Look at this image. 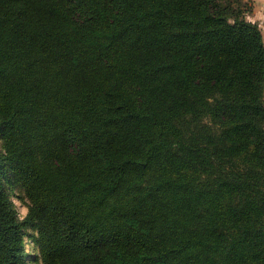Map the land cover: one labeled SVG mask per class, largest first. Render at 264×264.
Instances as JSON below:
<instances>
[{
	"label": "trees",
	"instance_id": "16d2710c",
	"mask_svg": "<svg viewBox=\"0 0 264 264\" xmlns=\"http://www.w3.org/2000/svg\"><path fill=\"white\" fill-rule=\"evenodd\" d=\"M252 12L0 0V264H264Z\"/></svg>",
	"mask_w": 264,
	"mask_h": 264
},
{
	"label": "rangeland",
	"instance_id": "374dc122",
	"mask_svg": "<svg viewBox=\"0 0 264 264\" xmlns=\"http://www.w3.org/2000/svg\"><path fill=\"white\" fill-rule=\"evenodd\" d=\"M13 201H14L15 206L17 208L18 214L21 217L25 216V214L27 213V207L22 203V201L18 197L13 198ZM26 242H27L26 248H27V251L29 253V264H37L32 259L35 252H36V249L34 247V243L30 238H26Z\"/></svg>",
	"mask_w": 264,
	"mask_h": 264
},
{
	"label": "crops",
	"instance_id": "0c3cea01",
	"mask_svg": "<svg viewBox=\"0 0 264 264\" xmlns=\"http://www.w3.org/2000/svg\"><path fill=\"white\" fill-rule=\"evenodd\" d=\"M253 4V12L249 16L251 20L257 22L264 35V0H250Z\"/></svg>",
	"mask_w": 264,
	"mask_h": 264
}]
</instances>
